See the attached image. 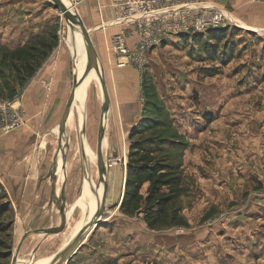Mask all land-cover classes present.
I'll use <instances>...</instances> for the list:
<instances>
[{
	"label": "rangeland",
	"instance_id": "374dc122",
	"mask_svg": "<svg viewBox=\"0 0 264 264\" xmlns=\"http://www.w3.org/2000/svg\"><path fill=\"white\" fill-rule=\"evenodd\" d=\"M200 2L227 13V26L219 29L223 40L214 43L207 33L167 38L150 54L143 75L129 78L136 92L135 116L117 111L121 87L101 65L109 97L102 144L107 171L104 222L83 233L71 264H264V2ZM70 28L68 33L49 0H0V99L18 95L17 80L6 63L13 50L29 42L39 50L41 44L64 49L72 70V49L78 50L80 39L77 27ZM58 32L63 34L58 37ZM90 56L89 62L83 54L77 56L85 95L75 91L72 98L75 131L66 190L69 204L78 199V210L67 224H20L22 214L0 186V264H40L53 257L52 264L75 239L73 230L90 221L83 214L92 196L85 191L88 175L78 133L82 106L84 145L94 154L86 161L87 169L102 183V199L104 181L96 154L103 96L96 68L89 67L94 65ZM115 111L119 117L113 120ZM145 117L151 122H145L144 137L168 140L167 156L181 167L188 188L182 200L188 228L152 232L140 218L118 211L128 135Z\"/></svg>",
	"mask_w": 264,
	"mask_h": 264
},
{
	"label": "crops",
	"instance_id": "0c3cea01",
	"mask_svg": "<svg viewBox=\"0 0 264 264\" xmlns=\"http://www.w3.org/2000/svg\"><path fill=\"white\" fill-rule=\"evenodd\" d=\"M76 12L89 32L101 65L111 81L121 87L123 94L117 96V111L127 118L135 116L138 113L133 97L136 92L129 78L136 72L127 67L118 69L116 58L108 50L110 39L119 32L112 26L111 0H86ZM72 52V59L77 52V56L83 54L87 62L89 56H93L73 49ZM71 82L68 55L64 49L56 47L30 80L17 89L21 96L18 104L23 110L21 125L9 133H0V186L12 207L16 205L22 214L18 219L20 224H67L78 210V199L69 204L70 194L66 190L72 166L68 153L74 128V104L68 101ZM81 89L85 95V89ZM114 113L113 120L119 117L116 111ZM75 259L76 254L68 264Z\"/></svg>",
	"mask_w": 264,
	"mask_h": 264
},
{
	"label": "trees",
	"instance_id": "16d2710c",
	"mask_svg": "<svg viewBox=\"0 0 264 264\" xmlns=\"http://www.w3.org/2000/svg\"><path fill=\"white\" fill-rule=\"evenodd\" d=\"M207 35L212 42L221 43L224 32L210 30ZM185 37L188 36L179 38ZM41 46L39 50L29 42L10 53L11 59L6 66L17 80L18 88L30 80L55 47L54 44ZM6 59L3 61L6 62ZM206 118H210V115H206ZM143 121L139 128H132L128 135L124 191L118 211L126 218H140L152 232L188 228L182 207L188 188L181 167L167 156V150L171 147L168 140L144 137L148 132L145 131V122L151 121L146 117ZM9 257L6 254V258Z\"/></svg>",
	"mask_w": 264,
	"mask_h": 264
},
{
	"label": "built area",
	"instance_id": "2783aa9c",
	"mask_svg": "<svg viewBox=\"0 0 264 264\" xmlns=\"http://www.w3.org/2000/svg\"><path fill=\"white\" fill-rule=\"evenodd\" d=\"M86 0H67L69 9ZM260 3L264 0H251ZM112 26L119 29L108 50L116 58V67L131 68L140 76L149 63L150 54L167 38L206 34L227 26V13L207 6L200 0H111ZM63 32H58V37ZM60 42V41H59ZM120 60H124L123 62ZM20 97L0 99V133L6 134L22 123Z\"/></svg>",
	"mask_w": 264,
	"mask_h": 264
},
{
	"label": "water",
	"instance_id": "95a60500",
	"mask_svg": "<svg viewBox=\"0 0 264 264\" xmlns=\"http://www.w3.org/2000/svg\"><path fill=\"white\" fill-rule=\"evenodd\" d=\"M53 6L54 9H56L57 11H59V13L61 14V16L64 18L66 24L68 27H71L72 22H74L76 24L77 29L79 30V34L80 37L82 39V43L85 47V50L91 54H93L94 57V65L93 66H89L91 68H96V72H97V77L101 86V91H102V96H103V101H102V105H101V114H100V119H99V123H98V132H97V138H98V142H97V163H98V173L100 176H102L103 181H104V187H103V196H102V200L101 202L97 199V205L99 207V214L98 216L94 219L91 220L90 222L87 223V225L85 226L84 230H82L81 234L79 236H77L70 244L69 246L64 250L63 254L57 259V261H55L52 264H68V262L70 261V259L76 254V252L80 249V247L83 244V240L84 238L83 233L91 226H98L99 224H102L103 221V215H104V205H105V201H106V168L103 165L102 162V144H103V139H104V116L105 113L108 109L109 106V97H108V91H107V87H106V83L104 80V74L102 71V66H101V62L98 58L96 49L92 43V40L89 36V32L86 30V28L84 27V24L82 23L78 13L76 11L74 12H70L69 9H67L60 0H49ZM74 10V9H72ZM73 63V67H72V94H71V99L69 100V104L72 101V98L74 97V92L76 91V89L79 87L80 82L77 79V76L75 75V70H74V61L72 60ZM82 135H84V126H82L79 129V137L82 138ZM61 141V137L59 136V142ZM82 161H83V167L85 170V174H87L89 177V173L87 172V167H86V162L84 160V157L82 156ZM86 175V176H87ZM124 183H125V176H124V182H123V191H124ZM92 195H97V191L96 190H92ZM122 196H123V192H122ZM121 196V199H122ZM120 199V202H121ZM120 205V203H119ZM119 208V207H118ZM14 264V262L12 263Z\"/></svg>",
	"mask_w": 264,
	"mask_h": 264
},
{
	"label": "bare ground",
	"instance_id": "6f19581e",
	"mask_svg": "<svg viewBox=\"0 0 264 264\" xmlns=\"http://www.w3.org/2000/svg\"><path fill=\"white\" fill-rule=\"evenodd\" d=\"M61 2H62V4L67 8V9H69V5H68V2H67V0H60ZM70 10V12L72 13V12H74L75 10H72V9H69ZM74 26H76V24L74 23V22H72V25H71V27H72V29H73V27ZM67 30H68V33H70V31H71V28L70 27H68L67 26ZM79 39H80V46H78V44H76V47H75V49L76 48H78V52H80V51H83L85 54H89V52H87L86 50H85V47H84V45H83V43H82V39H81V37H80V34H79ZM90 60H94V57L92 56H90ZM73 61H74V70H75V75L77 76V79L79 80V67H78V61H77V52H75L74 53V56H73ZM79 82H80V80H79ZM81 86L79 85V87L76 89V91L78 92V93H81ZM83 94V96H84V93H82ZM82 110H83V106H82V108H81V114H80V118H79V126H78V133H79V129L82 127V122H81V120H82V117H81V115H82ZM80 138V144H81V146H82V153H84V155H83V157H84V160H85V162L88 160V161H91V159L92 158H94V154L92 153V151L90 150V148L87 146V144L86 145H84V137H83V135H82V138L81 137H79ZM87 164V163H86ZM86 167H87V165H86ZM87 172L89 173V175H90V172L88 171V169H87ZM124 176H125V174L123 175V177H122V185H121V189L123 190V182H124ZM93 176L91 177V175H90V177L88 176V180L86 179L85 180V191H86V194L88 195V197L90 196V191H91V196H92V199H89L87 202H85L84 203V209H83V214H88L89 215V219H90V221L91 220H94L97 216H98V214H99V207H98V205H97V199L100 201V194H101V192H102V183L101 182H98L97 181V177H94L93 179ZM89 182V183H88ZM89 184H90V187H89ZM96 190L97 191V195H95V197H94V195H92V190ZM122 195V194H121ZM102 200V199H101ZM101 202V201H100ZM90 221H88V222H90ZM87 222V223H88ZM87 225V224H86ZM85 225V226H86ZM85 226H84V223L82 222V223H80L74 230H73V232H72V234H71V236H73V238H76L77 236H79L80 234H81V232H82V230H84V228H85ZM94 226L93 225H91L86 231H88V230H91L92 228H93ZM85 231V232H86ZM84 232V233H85ZM52 260H53V257H47V258H44L42 261H41V263L40 264H50L51 262H52Z\"/></svg>",
	"mask_w": 264,
	"mask_h": 264
}]
</instances>
